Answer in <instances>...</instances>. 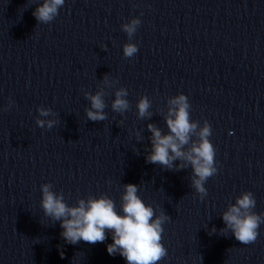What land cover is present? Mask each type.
<instances>
[{
  "label": "clouds",
  "instance_id": "1",
  "mask_svg": "<svg viewBox=\"0 0 264 264\" xmlns=\"http://www.w3.org/2000/svg\"><path fill=\"white\" fill-rule=\"evenodd\" d=\"M65 0H44L33 11L32 15L38 24H49L59 14V8ZM141 21L132 18L121 25L122 30L131 40L136 33ZM138 52V46L129 42L123 46L125 58H132ZM105 84L109 81L105 77ZM128 91L120 87L115 91V99L112 102V110L123 114L129 110L130 104L126 97ZM90 101L91 107L86 109V114L91 121H103L107 119L104 112L105 102L103 91L92 95L84 93ZM168 115L165 117L169 134L162 135L161 130L153 124L148 125L152 133V151L147 160L153 164H160L169 169L173 167V161L185 160L193 168L192 187L203 200L208 192L205 188L206 181L217 173L216 149L210 141L212 127L205 120L202 127L198 121L190 118L191 105L184 94L172 96L168 100ZM151 102L147 96H142L137 102V115L139 118L150 116ZM41 116H48L51 109H38ZM57 122L54 120L37 119L36 124L40 128L51 129ZM199 127V131H197ZM196 136L197 139L192 140ZM192 141L191 148L187 151L184 146ZM186 165H176L177 168ZM42 199L40 206L44 216L51 221L60 222L61 237L67 244L76 245L83 241L89 244L102 243L107 238V233L112 235V243L107 245V252L111 256L119 254L125 258L127 264H158L167 255V250L162 244L163 225L170 217L163 211L156 215L151 205H146L137 195L138 188L135 184H125L121 195L122 214L116 210L115 202L107 194L88 196L87 199L79 198L74 205L65 200L63 192L53 191L51 183L40 186ZM256 200L252 192H242L236 197L227 211L222 214L226 228L230 229L235 239L241 244L254 243L258 236V228L264 223V213L257 214L253 211ZM215 231V229H213ZM223 231V230H222Z\"/></svg>",
  "mask_w": 264,
  "mask_h": 264
}]
</instances>
